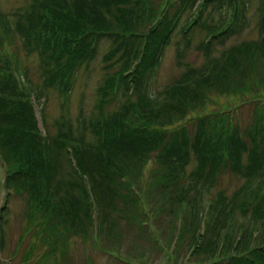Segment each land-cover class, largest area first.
<instances>
[{
    "label": "trees",
    "instance_id": "trees-1",
    "mask_svg": "<svg viewBox=\"0 0 264 264\" xmlns=\"http://www.w3.org/2000/svg\"><path fill=\"white\" fill-rule=\"evenodd\" d=\"M250 2L36 0L35 10L33 5L29 14L19 17L17 25L7 15L0 16L9 35L6 40L18 36L26 52L38 54L42 75L41 83H36L24 69L21 75L26 83L22 82L12 60L0 50L3 186L6 199L13 190L26 196L32 222H37L39 230L42 223L45 225L41 232L46 243H55L57 248L72 234L92 232V227L99 234L105 223L110 229L116 217H142V190L137 182L153 156L168 168L162 176L164 183L159 184L163 198L189 210H184L180 235L183 231L192 233L190 257L212 250L206 260L214 261L189 260L184 264H264V239L258 241L253 230L245 237L243 233L233 254H226L227 243L220 245L216 229L217 223L226 222L237 207L245 215L250 212L264 229L263 96L254 99L259 105L257 117L244 126L236 121L233 110L197 117L191 123L183 121L220 86L227 90L236 86L243 92L257 83L264 85V79L253 77L264 71V0L259 7L263 25L260 39L231 46L220 57L213 53L218 44L225 45L243 31ZM196 26L207 30L201 44L213 57L200 68H189L187 77L157 89L155 80L173 37L182 34L188 47ZM0 38L4 41V35ZM105 40L111 47L102 55L103 69L112 73L100 88L97 115L85 120L76 134H44L35 101L42 105L40 116L46 124V91L56 89L69 101L75 75L100 55ZM0 47L4 50L2 41ZM182 48H178L180 56ZM113 101L118 104L116 109L104 113L105 105ZM228 169L244 179L245 185L229 200L226 197L227 203L218 209L213 203L215 212L210 207V214L198 216L196 193ZM175 172L178 176L169 175ZM6 207L4 204L0 209L3 222ZM201 221L204 229L196 237ZM77 225L80 229L74 227ZM240 247L245 251L239 253Z\"/></svg>",
    "mask_w": 264,
    "mask_h": 264
},
{
    "label": "rangeland",
    "instance_id": "rangeland-1",
    "mask_svg": "<svg viewBox=\"0 0 264 264\" xmlns=\"http://www.w3.org/2000/svg\"><path fill=\"white\" fill-rule=\"evenodd\" d=\"M261 1L251 0L247 25L241 33L234 36L225 45L218 44V47L213 51L215 56L220 57L223 50L231 46L260 39L263 33L262 12L259 9ZM35 2L36 0H0V16L7 15L10 22L15 25L20 16L29 14L33 5V10H35L37 6ZM3 25L0 20V36L4 35V41L0 38L4 44V50H0L6 52L7 57L9 56L12 60V65L17 68L18 76L22 82L26 83L21 75L26 69L30 79L41 83L42 75L38 54L26 52L18 36L6 40V36L9 35L6 34ZM207 34V30L198 26L194 27L189 35L191 45L188 47L184 45L182 34L178 33L173 37L166 49L162 66L155 80L157 89L187 77L189 68H200L213 57V54L207 55L201 44ZM110 47L109 40L103 41L100 46V55L88 67H82L77 72L74 87L68 95L69 101H67L66 94L63 96L56 89L50 88L46 91L47 96L43 103L45 118H47L46 124L43 123L40 116L42 105H38L35 101L39 127L44 134L69 133L70 131L76 134L85 120L90 121L97 115L96 105L100 99V88L105 85L112 73L110 70L103 69L105 63L102 57ZM182 47L184 50L180 56L178 48ZM260 74V76L258 73L253 75L256 81L264 79V71ZM257 85L250 86L249 90L243 92L236 86L231 90L220 86L219 89L212 90L206 102L183 121L191 123L197 117L233 110L236 121L244 126L253 117H257L259 105L255 103L254 99L257 98V95L264 98V85L259 83ZM257 92L259 93L255 95ZM117 106V102L114 101L107 103L104 113L114 111ZM89 132H87V136L92 139L91 132ZM192 167L193 164L188 167L187 173ZM167 169L161 166L153 156L147 161L142 176L137 182V187L142 190L139 207V213L143 212L142 217L136 214L134 219L126 215L125 218L116 217L115 223H112L110 229L109 223H105L102 226V232L98 234L96 228L92 227V232L72 234L67 242H61L57 248H54L53 244L55 243L50 246L43 240L44 223L39 230L37 222H32L28 213L29 205H27L26 196L13 190L6 199L7 191L3 188L4 186L2 187L5 178V165L0 159V209L4 204L8 208L5 221L0 219V260L3 262L0 264H184L189 260L214 261L206 260L207 254L212 250L190 257L191 248L194 246L189 239L192 237V233L183 231L180 235L184 210L188 212L189 210L180 203H171L169 200H165L163 198L165 197L164 191L159 186L164 183L162 176L167 173ZM169 175L178 176L177 172L173 175L169 173ZM255 183L257 182L252 183V187L255 186ZM243 185H245L244 179L231 170L219 173L212 184L196 193L198 216L208 212L210 214L212 209L215 212L213 203L218 209L227 203L226 197L229 200V197ZM192 195L195 196V192H192ZM232 212L233 214L227 215L226 222L219 221L216 225L217 232L219 231L217 237H219V243L221 242L220 245L227 243L226 254H233L232 249L236 246L237 241L239 243L243 233L245 237L249 231L253 230L258 241L264 239V229L254 220L250 212L245 215L238 207ZM111 215L114 217L113 213ZM219 216L222 219V212L219 213ZM232 219L233 221L230 222ZM102 222L105 221L102 220ZM74 227L80 229L79 225ZM203 229V221H201L195 236L198 237ZM213 236L216 237L215 231ZM219 246L217 248H220ZM243 251L245 249L240 247L239 253Z\"/></svg>",
    "mask_w": 264,
    "mask_h": 264
}]
</instances>
